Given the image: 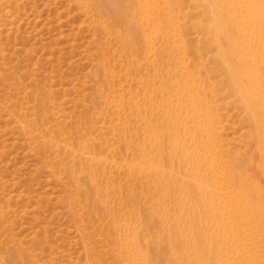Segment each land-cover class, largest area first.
Here are the masks:
<instances>
[{"label": "rangeland", "instance_id": "1", "mask_svg": "<svg viewBox=\"0 0 264 264\" xmlns=\"http://www.w3.org/2000/svg\"><path fill=\"white\" fill-rule=\"evenodd\" d=\"M209 1L179 0V4L177 0H117L118 10H126L131 4L147 8L149 21H144L141 31L147 28L153 46L139 45L143 73L150 77L141 84L124 62L126 53L101 29L109 25L107 18L86 7L85 0H0V264H117L103 234L101 209L91 207L77 190L90 184L91 171L85 168L86 163L92 153L120 162L122 154H115L111 145L114 132L123 127L127 146L142 145L149 157L154 154L158 158L159 170L171 169L170 163L142 140L144 131L154 127L155 115L149 106L160 99L175 102V97L184 93L178 86L165 93L158 88L172 76L180 75L200 99H212L219 82L218 88L223 87L222 73L215 74L207 67L216 46L205 42L214 36L215 27L235 37L246 18L243 24L250 37L249 73L254 88L264 91V15L259 14L264 13V0L240 2L254 3L251 8L258 6L259 10L252 14L234 10L237 14L231 11L234 14L230 18L224 17V12L214 16ZM162 31L168 34L172 50L170 67L157 60L165 35ZM234 72L243 74L238 65ZM148 86L154 88L150 97L144 92ZM254 102L258 104L255 126L260 128L264 126V113L258 110V98ZM192 104L198 101L191 98L182 103L193 111ZM221 112L224 115L218 130L225 142H232L239 131L246 129L242 116L233 107H223ZM191 120L194 122V116ZM197 136L205 137L202 131ZM52 137L55 142L50 145ZM184 138L185 144H192L193 136ZM88 141L94 142L95 152ZM198 153L205 154L200 163L196 162ZM207 155L205 150H191L186 160H195L192 176L184 173L185 167L177 170L184 186L196 187V196L202 185L199 172L207 189L209 186ZM73 158L84 166L76 163L71 176ZM111 180L118 183L120 176L111 174ZM129 182L135 195L131 204L121 203L117 194L107 197L115 206L111 204L115 208L120 205L140 233L148 230L168 237L160 224L162 214L147 215L149 199L140 192L138 179ZM102 194L105 198L109 195L105 189ZM67 200L72 201L71 206ZM263 204L258 211L264 219ZM165 205L173 207V198ZM152 248L149 246V255L155 264L158 260ZM169 254L164 250L166 258Z\"/></svg>", "mask_w": 264, "mask_h": 264}, {"label": "bare ground", "instance_id": "2", "mask_svg": "<svg viewBox=\"0 0 264 264\" xmlns=\"http://www.w3.org/2000/svg\"><path fill=\"white\" fill-rule=\"evenodd\" d=\"M244 1L259 0H210L209 4H213L210 11L214 16L224 12L223 16L230 18L234 14L231 11L234 10L249 14L259 10L258 6L251 8L255 6L254 3H240ZM200 4L202 3L199 2L198 5ZM85 6L107 18L109 25L100 26L101 29L106 35L110 34L119 44L120 50L126 53L124 62L140 78L141 84L144 80L149 81L148 74L143 73V62L139 61V45L144 48L153 46L151 33L146 32L147 28L141 31L144 21L146 24L149 21L147 8H136L131 4L126 10H118L117 0H85ZM245 21L246 18H243L240 22L238 36H229L223 29L215 27L214 36L205 42V45L216 46L215 53L208 59L207 67L213 73L223 75V87L218 88L219 82L212 99H200L194 95L191 87L180 75L172 76L168 80L169 70L165 71L168 81L165 80L163 86L158 85L161 92L172 91L173 86H178L184 93L177 95L175 102L160 99L150 104L149 107L155 115L154 127L144 131L142 140L148 141L158 157H164L170 163L172 167L169 171L159 170L158 158L154 154L149 157V152L142 145L136 143V147L127 146L126 129L123 127L114 132L115 142L111 145L115 154H122L120 162L92 153L86 163L85 168L91 171L90 184L80 185L77 190L80 197L85 196L91 207L97 206L101 209V218L105 220V230L102 229V233L106 237L113 262L119 264L126 261L127 264H135L136 259L138 264H152L151 254L149 255V246H152V252H155L158 260L155 264H264V219L259 214L263 204L261 184L264 182V126L257 128L254 119L258 105H255V97L261 104L258 106L260 114L264 113V104L261 103L264 91L254 88L252 75L249 73L250 37L246 35L247 25L243 24ZM157 23L161 26L160 19ZM163 31V46L157 51V60L170 67L172 50L169 47L168 34ZM236 65L242 68V75L235 74ZM109 85L112 84L108 83L107 86ZM153 91L154 88L148 86L144 92L150 97ZM191 98L198 101L197 105H191L193 111L182 105ZM223 107L237 110L242 116V125L246 127H242L244 130L239 131L232 142H225L226 138H222L221 130H218L224 115V111L221 112ZM192 116L194 122L191 120ZM261 121L259 118V122ZM201 131L205 136L203 139L197 136ZM188 135L193 136L192 144L184 143V136ZM50 141V145L55 142L53 137ZM87 143L92 152H95L94 142ZM197 149L208 152L206 164L211 181L208 183L206 180L209 185L207 189L204 177L199 172L202 185L199 187L198 196L194 185L184 186L177 178L180 167H185L184 173L191 176L194 174L195 160L193 157L189 161L186 159L191 150ZM204 157V153H198L196 162L200 163ZM76 163L80 167L84 166L73 158L69 169L71 176L76 170ZM111 174L119 175L120 181H112ZM132 178L138 179L140 192L149 199L147 215L162 214L163 220L160 224L168 237L158 236L148 230L146 234L140 233V229L132 226V218H126L125 213L119 209L120 205L117 204L118 208H115V203L107 198L117 194L121 203L131 204V197L135 196L133 191L130 192L129 180ZM175 187L177 190L173 192ZM102 189L109 194L106 198ZM171 198L174 205L169 208L165 202ZM140 238L145 241L146 246H141ZM150 242L153 243L149 245ZM164 250L170 253V257L163 255Z\"/></svg>", "mask_w": 264, "mask_h": 264}]
</instances>
